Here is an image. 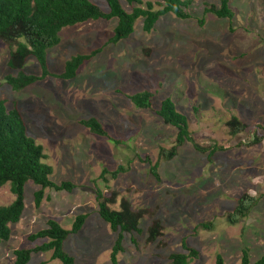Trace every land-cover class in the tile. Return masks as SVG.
I'll use <instances>...</instances> for the list:
<instances>
[{"label":"rangeland","instance_id":"obj_1","mask_svg":"<svg viewBox=\"0 0 264 264\" xmlns=\"http://www.w3.org/2000/svg\"><path fill=\"white\" fill-rule=\"evenodd\" d=\"M101 11L103 0H88ZM186 1V0H183ZM185 20L168 13L149 33L137 19L128 38L107 43L116 19L88 20L63 28L59 43L46 51L50 76L13 91L5 82L16 71L7 67L9 47L0 41V100L6 111L19 113L26 135L42 149V162L51 168L53 184L70 182V192L45 189L36 208L30 182L23 187V212L0 243V264H13V251L31 249L46 240L27 237L45 229L47 221L69 230L78 215H86L80 231L68 236L63 250L74 264H111L116 234L97 215L94 191L104 197L117 193L140 214L138 233L124 234L117 264H169L168 256L183 253L181 243L197 252L189 264H239L247 250L249 264L264 254V0H228L233 17L218 19L204 8L219 0H189ZM154 8L162 0H141ZM122 9L131 7L119 0ZM202 19L203 24L198 25ZM100 51L84 62L75 77L53 76L75 55ZM27 75H40L28 58ZM149 92L150 109H138L128 96ZM170 99L185 117L190 141L171 160H159L158 180L149 174L160 148L169 149L176 130L156 116L160 103ZM235 117L244 129L232 135L226 127ZM95 118L117 141L90 133L80 120ZM256 145L248 144L253 137ZM221 148L207 159V149ZM198 149H196V148ZM147 158L148 163L143 162ZM126 172L115 179L99 176L117 166ZM254 203L235 223L228 222L238 198ZM8 184L0 188V206L11 203ZM160 224L154 243L147 241L152 222ZM206 226V228L201 227ZM27 264H60L50 252L31 254Z\"/></svg>","mask_w":264,"mask_h":264},{"label":"trees","instance_id":"obj_2","mask_svg":"<svg viewBox=\"0 0 264 264\" xmlns=\"http://www.w3.org/2000/svg\"><path fill=\"white\" fill-rule=\"evenodd\" d=\"M108 11H101L96 5L88 0H0V41L9 47L7 67L16 71L15 76H6L4 82L13 90L20 91L35 82L50 76L46 66V51L59 43V32L66 27L84 23L88 20L116 19L113 33L107 43L117 44L128 38L133 31L134 22L142 20L141 29L149 33L157 20L170 13L177 19L185 20L188 14L183 11L190 3L189 0H162L161 4L154 8L151 3L141 0H123L131 7L128 13L124 11L119 0H103ZM204 13H210L218 19L231 20L233 14L228 6V0H219V6L204 8ZM203 20H198L201 26ZM100 50H93L89 54L75 55L69 58L63 67V71L53 77L62 80H70L75 77L78 68L87 60L96 55ZM33 58L40 69V75H27L22 72L28 58ZM151 94L147 91L128 96V100L138 109H150ZM161 122L176 130L172 146L165 150L160 148L157 161L149 164L145 158L143 162L149 165V174L158 180L157 167L159 160H171L177 150L190 141V134L184 116L175 110L172 101L168 98L161 101L159 109L155 112ZM79 124L90 133L105 138L116 144L104 130L102 125L95 119L80 120ZM229 133L236 135L244 129L235 117H230L226 122ZM260 139L253 136L248 144L256 145ZM196 148V147H195ZM198 149V148H196ZM216 146L207 149V159L219 150ZM42 149L39 145L26 135L24 123L17 112L12 109L6 111L4 102L0 100V188L6 184L13 196L11 203L0 206V243L9 238L8 225L15 224L23 212V187L27 182L39 187L33 196L34 206L37 208L43 198L45 189L70 192L74 186L70 182H61L56 185L49 180L51 168L44 164ZM123 166H117L115 170L107 172L103 169L100 178L106 181L104 175L115 179L119 174L126 172ZM117 193L110 192L109 197H104L100 190L94 191V199L97 204V215L108 226L109 230L116 234L109 260L111 264H117L116 256L122 251L124 234L138 233V220L140 214L133 211L125 200H120L119 209L112 210L108 207L113 203ZM254 203V199L242 196L237 199L233 212L228 215V222L235 223L244 217ZM86 220V215L75 217L69 230L61 228L54 221H47L46 228L35 232L27 237L33 242L41 239L46 240L31 249H19L13 251V264H27L31 254L50 252V258L57 260L60 264H74V259L63 250V244L68 236L80 231ZM206 228V226L201 225ZM160 235V224L157 221L151 223L147 229V241L154 243ZM183 253H172L168 256L169 264H189L197 257V252L181 243ZM215 264H222L220 256L215 257ZM239 264H249L247 250L241 251ZM253 264H264V254Z\"/></svg>","mask_w":264,"mask_h":264}]
</instances>
